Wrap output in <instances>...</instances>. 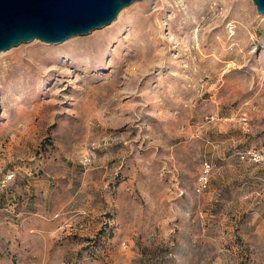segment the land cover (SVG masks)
<instances>
[{"label": "rangeland", "instance_id": "374dc122", "mask_svg": "<svg viewBox=\"0 0 264 264\" xmlns=\"http://www.w3.org/2000/svg\"><path fill=\"white\" fill-rule=\"evenodd\" d=\"M0 264H264L253 0H145L0 53Z\"/></svg>", "mask_w": 264, "mask_h": 264}, {"label": "water", "instance_id": "95a60500", "mask_svg": "<svg viewBox=\"0 0 264 264\" xmlns=\"http://www.w3.org/2000/svg\"><path fill=\"white\" fill-rule=\"evenodd\" d=\"M145 0H0V53L34 40L62 44L112 25ZM264 15V0H253Z\"/></svg>", "mask_w": 264, "mask_h": 264}, {"label": "built area", "instance_id": "2783aa9c", "mask_svg": "<svg viewBox=\"0 0 264 264\" xmlns=\"http://www.w3.org/2000/svg\"><path fill=\"white\" fill-rule=\"evenodd\" d=\"M212 170V164L210 162H205L203 165V175L200 179V189L199 191H203L207 188V185L209 183V173Z\"/></svg>", "mask_w": 264, "mask_h": 264}]
</instances>
